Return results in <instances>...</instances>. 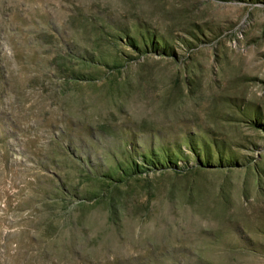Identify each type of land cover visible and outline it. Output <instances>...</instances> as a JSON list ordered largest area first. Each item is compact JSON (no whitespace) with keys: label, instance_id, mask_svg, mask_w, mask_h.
Wrapping results in <instances>:
<instances>
[{"label":"rangeland","instance_id":"1","mask_svg":"<svg viewBox=\"0 0 264 264\" xmlns=\"http://www.w3.org/2000/svg\"><path fill=\"white\" fill-rule=\"evenodd\" d=\"M0 264H264V0H0Z\"/></svg>","mask_w":264,"mask_h":264}]
</instances>
